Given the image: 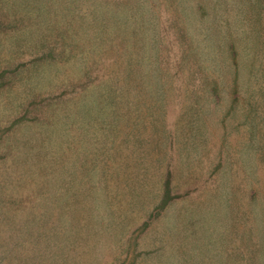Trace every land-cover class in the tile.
I'll use <instances>...</instances> for the list:
<instances>
[{
    "label": "rangeland",
    "instance_id": "374dc122",
    "mask_svg": "<svg viewBox=\"0 0 264 264\" xmlns=\"http://www.w3.org/2000/svg\"><path fill=\"white\" fill-rule=\"evenodd\" d=\"M21 194L28 264H264V0H0V264Z\"/></svg>",
    "mask_w": 264,
    "mask_h": 264
},
{
    "label": "trees",
    "instance_id": "16d2710c",
    "mask_svg": "<svg viewBox=\"0 0 264 264\" xmlns=\"http://www.w3.org/2000/svg\"><path fill=\"white\" fill-rule=\"evenodd\" d=\"M122 49L123 48H117V51L122 50ZM123 59H125L126 64L124 63V61H122ZM116 61L118 63L119 68H121V66H124V67H122V71L117 70L115 72H111L108 75L109 79L117 80L121 76H124V72L126 68L128 67V60L126 57L122 56L120 60H116ZM106 92L102 94L103 100L108 99V97L110 96V92L109 91H106ZM115 94L116 95L112 94L111 96L112 99L118 98L117 92ZM46 185L47 184H44L43 182V186H46ZM49 188H50V185L47 186V189L44 187L43 191L46 190V192H48ZM24 191L25 190H22L23 194H25ZM23 194H21L22 197L21 196L18 198L13 197L12 198L13 200L11 201L10 206L7 207V209L4 211V214H3L4 218L2 220V224H3L2 232L5 234L6 238L4 239L2 238V247L6 250L15 252L16 254L19 253L20 251L24 253L25 254L24 259H23V256L21 259L22 264H28V261H26V258H27V255L31 253L37 254L35 255L36 257L40 255L45 258H48L49 256L53 255V250L58 251L60 253L59 257L61 254L68 253V252H65L64 250L65 246H62L61 244L55 241L57 229L52 226L53 223L43 221L44 219L43 217L47 219V216L45 214H42V213L35 214L34 213L37 209V203H40V201H36V208L34 209L35 211L33 212L31 207H33L32 205L34 203H31V200H29L30 198H33L32 194L26 195V199L24 198ZM256 197L257 195L255 191H253L252 194L249 196L250 200H253ZM34 198H36V196ZM48 198L49 197L46 196L43 199L44 200L43 206L45 205L50 206L48 201H50L51 199H48ZM53 204H55V206L57 205L56 202H54ZM58 206L62 207L63 204H60V202H58ZM51 211H53V209ZM24 215H26V217H24ZM61 235L62 234L59 233L58 237ZM52 239H54V245L52 244ZM15 256L19 258L17 255ZM67 259L63 257L62 259H60L61 263L66 264ZM69 261H68L69 264H79V262L71 263ZM255 264H260L257 258H255Z\"/></svg>",
    "mask_w": 264,
    "mask_h": 264
}]
</instances>
